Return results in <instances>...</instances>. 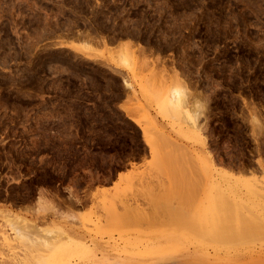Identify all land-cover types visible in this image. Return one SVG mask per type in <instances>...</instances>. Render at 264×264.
<instances>
[{"label": "rangeland", "instance_id": "374dc122", "mask_svg": "<svg viewBox=\"0 0 264 264\" xmlns=\"http://www.w3.org/2000/svg\"><path fill=\"white\" fill-rule=\"evenodd\" d=\"M263 169L264 0H0V264H264L204 215Z\"/></svg>", "mask_w": 264, "mask_h": 264}, {"label": "bare ground", "instance_id": "6f19581e", "mask_svg": "<svg viewBox=\"0 0 264 264\" xmlns=\"http://www.w3.org/2000/svg\"><path fill=\"white\" fill-rule=\"evenodd\" d=\"M177 94H178V92H176ZM179 97V96H178ZM166 101H167V99H166ZM174 101V100H173ZM180 102V101H179ZM166 103H169L168 101L166 102ZM168 105H170V104H168ZM191 125V124H190ZM253 125L255 126V127H257V129H260V131H263V129H262V127H261V125H260V122L258 121V120H255L254 118H253ZM260 125V126H259ZM195 127H196V125H195ZM259 127V128H258ZM191 128V127H190ZM199 129V128H198ZM255 130V129H254ZM192 131V130H191ZM258 131V130H257ZM260 131H258V133L260 132ZM259 164V166L260 167H262V165L263 164H261V162H259L258 163ZM264 170V169H263ZM249 171V170H248ZM247 171V172H248ZM250 172H251V170H250ZM249 172V173H250ZM264 172V171H263ZM224 173V172H223ZM252 173L253 172H251V175H252ZM208 174V173H207ZM243 174H244V172H243ZM246 174V173H245ZM244 174V175H245ZM226 176V177H228V175H227V173H224L223 174V176ZM249 175V174H248ZM248 175H246L247 177L246 178H249V177H251V176H249L248 177ZM254 175V174H253ZM256 175V174H255ZM231 177V176H230ZM236 178H233L234 180H233V182L234 183H244V188H245V193L243 192V195H234V193H233V195L231 196V197H227V195L224 193V191H226L225 189H224V191H222V189L220 190V188H218L216 185L217 184H215V194H214V196H211V195H207V193H206V195H207V200L205 199V201H206V203L204 204V205H206V212L207 213H205L204 215H206L205 216V220L207 219L206 217L208 216L209 217V219L208 220H210L211 218H213V221H214V219L216 220V221H214L215 222V224L217 223V216L219 217V221H222L223 220V216H224V214L228 217V219H230V220H228L227 218L226 219H224V221H222V222H224V223H227V224H229L230 222H234V221H236V223L237 222H239L240 220H241V222H244L245 223V220H246V224L248 223H250L249 225L251 226V224H253L252 225V230H249V231H251V233H252V235H255V234H253V229H255L256 231H261V232H264V204H263V201L262 200H264V179H263V183H262V181H261V183L263 184V185H259V181L258 180H256L254 177H251V179H245V178H243V177H241L240 178V176H235ZM223 179V178H222ZM215 180V179H214ZM211 185V184H210ZM226 186V185H225ZM224 187V186H223ZM214 188V187H213ZM217 188L219 189L218 190V192H217ZM222 188V187H221ZM225 188V187H224ZM239 188V187H238ZM240 189H242V188H240ZM217 192V193H216ZM232 193V192H231ZM202 194V193H201ZM228 194H229V192H228ZM231 195V194H230ZM201 203H202V201H201ZM201 205V204H200ZM260 205V206H259ZM241 206H243L242 208H241ZM257 206H259L260 207V211H263V212H261V213H263V217H258L259 215L258 214H255V213H258V212H255V213H252V212H254V210L251 212V210L254 208V207H257ZM205 207V206H204ZM204 207H203V209H204ZM246 207H247V209H246ZM261 207H263V208H261ZM249 208V209H248ZM246 209V210H245ZM200 210V209H199ZM241 210H245L246 212H247V210L249 211V213L246 215V216H243V219H241L242 218V215H243V213L241 212ZM203 211V210H202ZM258 211V210H257ZM260 211H259V214H260ZM221 212H223V214H221ZM241 214L242 213V215H240L239 213ZM230 213V214H229ZM10 214V213H9ZM220 214H221V216H220ZM230 216H229V215ZM246 214V213H245ZM244 214V215H245ZM251 216H250V215ZM254 214V215H253ZM223 215V216H222ZM239 215V216H238ZM261 215V214H260ZM226 216H224V217H226ZM241 216V217H240ZM217 219H216V218ZM222 217V220H220V218ZM230 217V218H229ZM235 217H238V219L240 218V220L239 221H237V219L235 218ZM253 217V218H252ZM14 218V217H13ZM18 218V217H17ZM16 217L13 219V221H15L16 223H19V224H17V226H15V228H13L17 233V236H22V237H27V238H29V240L32 242V245L33 246H45V248L48 250V247H46V246H48V243H49V241H50V239H51V237L50 236H52V234L51 233H49L48 231H46V233L44 234L43 233V231L42 230H39V229H37V227L36 226H32V225H28L27 223H24L23 221V223H24V225H22V222L21 221H19L18 219H17ZM232 218V219H231ZM244 218H245V220H244ZM257 219V220H256ZM259 219V220H258ZM204 220V219H203ZM204 220V221H205ZM233 220V221H232ZM244 220V221H243ZM250 220V221H249ZM218 221V222H219ZM227 221H230V222H227ZM210 222V221H209ZM213 222V223H214ZM241 222H239V223H241ZM252 222V223H251ZM20 223H21V225H20ZM256 224V226H255V224ZM208 224H210V223H208ZM217 224H220V222L219 223H217ZM216 224V225H217ZM230 224H234V223H230ZM229 224V226H231L232 227V225H230ZM211 225V224H210ZM214 225V224H213ZM240 225V224H239ZM244 225V224H243ZM258 225V226H257ZM235 226V225H234ZM233 226V227H234ZM248 226V225H247ZM260 226V227H259ZM242 227V226H241ZM246 227V226H245ZM248 228V227H247ZM257 228H259V229H257ZM237 229V226L235 227V230ZM239 229V228H238ZM250 229V228H249ZM240 230V229H239ZM243 230H245V228L243 229ZM243 230L240 232V233H243ZM247 230V229H246ZM238 231V230H237ZM249 231H248V233L246 232V233H244V234H246L245 236H247L248 234H249ZM253 231V232H252ZM258 231V232H259ZM231 232V231H230ZM236 232V231H235ZM260 232V233H261ZM4 234H6L5 232L3 233V235ZM76 234V233H75ZM223 235L224 233L222 232V233H220L219 234V236L220 235ZM230 235H233V231L231 232V233H229ZM236 234H237V232H236ZM243 234V235H244ZM256 234L257 235H259V233H257L256 232ZM239 235H242V234H239V231H238V235H236L237 237H239ZM251 235V236H252ZM260 235H262V234H260ZM75 235H73L72 236V240L74 239L73 237H74ZM78 236V235H77ZM77 236L75 237V239L73 240V244L75 245L76 244V247L79 249V251H80V253L81 254H83V257L81 258V262L82 263H84V264H121V263H119L118 262V260H116V259H112V258H109V256H108V254L110 253L109 251L111 250L110 249V247H107V246H103V245H101V244H99L98 242H94L93 243V245L92 246H89V245H86L82 240H81V238L79 239V238H77ZM219 236H217V237H219ZM225 235H223V237H224ZM249 236V235H248ZM7 236H5V238H6ZM78 237H80V236H78ZM221 237V236H220ZM241 237V236H240ZM239 237V238H240ZM250 237V236H249ZM49 245H51L50 243H49ZM35 249V248H34ZM38 249V248H37ZM41 249V248H40ZM35 252V251H34ZM49 252H50V250H49ZM51 253V252H50ZM113 253V252H112ZM117 253V252H116ZM30 254H31V252H30ZM98 255H100V257H98ZM114 257V256H113ZM119 259V258H118ZM87 262V263H86ZM123 264V263H122Z\"/></svg>", "mask_w": 264, "mask_h": 264}]
</instances>
